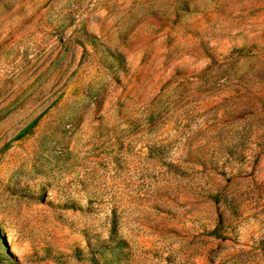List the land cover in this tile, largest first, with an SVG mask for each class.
Wrapping results in <instances>:
<instances>
[{
    "label": "rangeland",
    "instance_id": "374dc122",
    "mask_svg": "<svg viewBox=\"0 0 264 264\" xmlns=\"http://www.w3.org/2000/svg\"><path fill=\"white\" fill-rule=\"evenodd\" d=\"M0 264H264V0H0Z\"/></svg>",
    "mask_w": 264,
    "mask_h": 264
}]
</instances>
